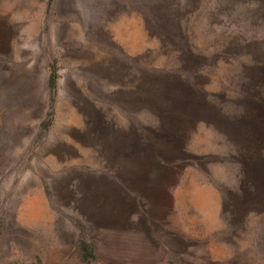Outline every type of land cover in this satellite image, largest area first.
<instances>
[{
  "label": "rangeland",
  "instance_id": "374dc122",
  "mask_svg": "<svg viewBox=\"0 0 264 264\" xmlns=\"http://www.w3.org/2000/svg\"><path fill=\"white\" fill-rule=\"evenodd\" d=\"M96 194L161 244L101 255ZM0 237V264H264V0H0Z\"/></svg>",
  "mask_w": 264,
  "mask_h": 264
},
{
  "label": "crops",
  "instance_id": "0c3cea01",
  "mask_svg": "<svg viewBox=\"0 0 264 264\" xmlns=\"http://www.w3.org/2000/svg\"><path fill=\"white\" fill-rule=\"evenodd\" d=\"M97 195V194H96ZM99 196L100 199V206L103 205L106 207V204H109L108 202V194H103L102 195H97ZM102 196V197H101ZM102 198V199H101ZM110 198V197H109ZM111 199V198H110ZM102 202V204H101ZM107 208V209H106ZM103 209H101V211H99L98 216H100L99 218H104L103 221L101 222H110L113 225L112 227H109L108 225L104 224L106 227H102L103 224L99 225V241H100V252L101 255L105 254V256L112 258L114 256L117 255V250L118 247H126L127 243H130V247L133 248L134 243L136 242L137 244H144V243H150L151 247L157 248V245L161 244L160 241L158 240L157 235L152 231L147 232L146 234H141V235H136V234H131V235H126L122 228H119V225H114L115 223V219H114V208H112V204H110V207H106ZM90 213V212H89ZM98 224V223H97ZM109 229H113V230H108ZM118 226V227H117ZM114 228H117V230H115ZM126 240H130V241H126ZM4 239L2 237H0V246H2L5 242H3ZM84 245L81 246V244L79 245V251H80V255H82V259L84 260V262L88 261V256L84 255L85 252H89V244L83 242ZM149 246V247H150ZM150 247V248H151ZM91 248V245H90ZM93 250L92 248L90 249V251ZM119 256L117 255L116 257H114L113 259L118 258Z\"/></svg>",
  "mask_w": 264,
  "mask_h": 264
},
{
  "label": "trees",
  "instance_id": "16d2710c",
  "mask_svg": "<svg viewBox=\"0 0 264 264\" xmlns=\"http://www.w3.org/2000/svg\"><path fill=\"white\" fill-rule=\"evenodd\" d=\"M50 82H51V84H53V83H52V78H50Z\"/></svg>",
  "mask_w": 264,
  "mask_h": 264
}]
</instances>
